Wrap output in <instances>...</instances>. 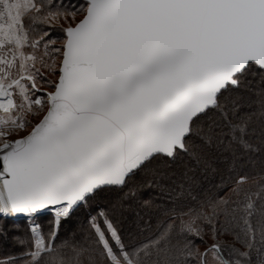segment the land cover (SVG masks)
Wrapping results in <instances>:
<instances>
[{
    "label": "snow or ice",
    "instance_id": "6c2138e0",
    "mask_svg": "<svg viewBox=\"0 0 264 264\" xmlns=\"http://www.w3.org/2000/svg\"><path fill=\"white\" fill-rule=\"evenodd\" d=\"M0 264H264V0H0Z\"/></svg>",
    "mask_w": 264,
    "mask_h": 264
}]
</instances>
